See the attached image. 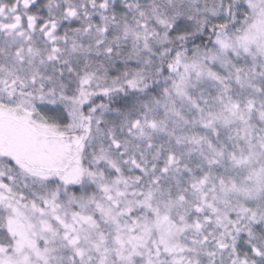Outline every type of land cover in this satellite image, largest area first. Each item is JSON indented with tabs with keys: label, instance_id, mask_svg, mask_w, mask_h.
<instances>
[{
	"label": "snow or ice",
	"instance_id": "snow-or-ice-1",
	"mask_svg": "<svg viewBox=\"0 0 264 264\" xmlns=\"http://www.w3.org/2000/svg\"><path fill=\"white\" fill-rule=\"evenodd\" d=\"M0 264H264V0H0Z\"/></svg>",
	"mask_w": 264,
	"mask_h": 264
}]
</instances>
